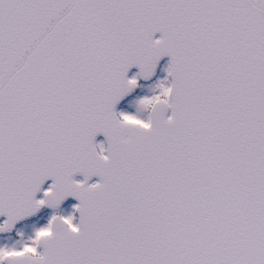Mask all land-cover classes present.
<instances>
[{"label":"snow or ice","instance_id":"1","mask_svg":"<svg viewBox=\"0 0 264 264\" xmlns=\"http://www.w3.org/2000/svg\"><path fill=\"white\" fill-rule=\"evenodd\" d=\"M69 197L0 264H264V0H0V233Z\"/></svg>","mask_w":264,"mask_h":264},{"label":"rangeland","instance_id":"2","mask_svg":"<svg viewBox=\"0 0 264 264\" xmlns=\"http://www.w3.org/2000/svg\"><path fill=\"white\" fill-rule=\"evenodd\" d=\"M167 66H164L161 74L159 75L158 80L164 79L166 73H165V69ZM156 81V82H157ZM149 84L146 87L142 88L140 93L132 100V101H128L126 105H124L119 112H126V113H135V101L137 99H139L140 97L143 96H148L153 94L152 93V89L154 87V85L156 84ZM142 117H145V113L141 114ZM70 209L71 208H66L65 210H63V215H68L70 213ZM50 216V213H44V215L42 217H40L38 220H36L33 223L27 224L22 226L21 228L17 229V231L15 232V234L13 236L7 237V238H0V246H3L5 244L11 246L12 244H19V243H23V240H26L33 232L34 229L39 228L41 226H44L47 222L48 217ZM17 233H22L23 237H20L17 235Z\"/></svg>","mask_w":264,"mask_h":264},{"label":"water","instance_id":"3","mask_svg":"<svg viewBox=\"0 0 264 264\" xmlns=\"http://www.w3.org/2000/svg\"><path fill=\"white\" fill-rule=\"evenodd\" d=\"M156 35H159V34H156ZM155 37H156V36H155ZM155 37H154V38H155ZM165 58H167V57H164V58H162L161 60H163V59H165ZM161 60H160V61H161ZM160 61L158 62V64L160 63ZM158 64H157V66H158ZM156 68H157V67H156ZM132 69H137V68L133 67V68H131L130 70H132ZM130 70H129V71H130ZM129 71H128V72H129ZM127 74H128V73H127ZM143 81H145V80L143 79ZM134 90H135V89H134ZM134 90H133V91H134ZM133 91H132L130 94H132ZM130 94H129V95H130ZM129 95H127V96H129ZM127 96H125V97H127ZM77 176H82V175L77 174ZM82 177H83V176H82ZM93 179H97V180H98L99 178H98V177H91V178L88 180V183H89L91 180H93ZM67 199H69V200H74V199L71 198V197H69V198H67ZM74 201H75V200H74ZM76 202H77V201H76ZM77 215H78V214H77ZM34 216H35V215H34ZM34 216L29 217V218H27V219H25V220H22V221H20V222H18V223H21V222H23V221H27V220L33 218ZM18 223H17V224H18ZM0 234H5V233H0Z\"/></svg>","mask_w":264,"mask_h":264}]
</instances>
